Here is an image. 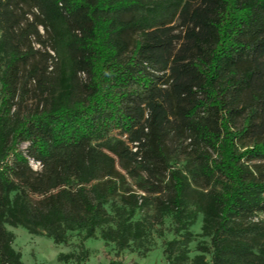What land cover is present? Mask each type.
I'll return each instance as SVG.
<instances>
[{
    "label": "trees",
    "instance_id": "1",
    "mask_svg": "<svg viewBox=\"0 0 264 264\" xmlns=\"http://www.w3.org/2000/svg\"><path fill=\"white\" fill-rule=\"evenodd\" d=\"M147 196L191 264H264V0H0V264L7 227L126 249Z\"/></svg>",
    "mask_w": 264,
    "mask_h": 264
},
{
    "label": "rangeland",
    "instance_id": "2",
    "mask_svg": "<svg viewBox=\"0 0 264 264\" xmlns=\"http://www.w3.org/2000/svg\"><path fill=\"white\" fill-rule=\"evenodd\" d=\"M39 30L43 35L42 29ZM33 47L39 49L35 43ZM25 147L26 144L20 145L21 149ZM30 164L33 170H39L40 166L36 162L31 161ZM126 182L127 187L134 191L132 181L127 179ZM161 200L164 201V198ZM141 202L139 201L142 207L136 210L131 221L141 222L145 234L141 239L130 242L123 250H119L112 242L103 241L99 230L95 238L85 240L82 239V233L69 232L64 244H54L51 238L43 234H29L22 228L7 227V230L14 235L12 247L20 254L23 264H169L167 243L172 240L182 242L186 231L190 233L191 238L186 245L187 259L182 264H191V260L201 254V248H209V238L201 235L200 213L186 231H177L173 218L161 213L153 196H147L145 201ZM116 207H124L119 197L110 199L106 204V209L111 215H114ZM257 218L263 219V215L259 214ZM178 247L182 248L181 245ZM59 255H72V258L66 262L59 261ZM173 256L170 264H179ZM205 257L207 261L210 260V254L206 253Z\"/></svg>",
    "mask_w": 264,
    "mask_h": 264
}]
</instances>
